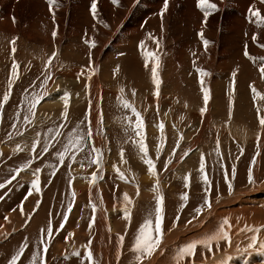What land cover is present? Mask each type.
I'll use <instances>...</instances> for the list:
<instances>
[{
    "label": "bare ground",
    "instance_id": "6f19581e",
    "mask_svg": "<svg viewBox=\"0 0 264 264\" xmlns=\"http://www.w3.org/2000/svg\"><path fill=\"white\" fill-rule=\"evenodd\" d=\"M43 1L46 2L47 0H43ZM78 1L79 2L77 3V5L79 6V4L82 3L81 2L82 0H78ZM89 1L90 0H88L85 3V5L89 4ZM173 1L176 4H181V6H182V7L179 6V8H181L182 13H180L178 15V18H177V15L174 16L175 18L174 17L171 18L169 16V13H168V10L170 8H172L173 5H175ZM195 1H197V0H195ZM223 1L224 0H218V3L220 4V6L223 5L222 4ZM18 2L22 3V0H20ZM26 2L28 4H30L32 7L30 9H29V7L25 8V9H27V13L32 15L33 17H35L37 19H36V23L34 24L33 28L30 27L32 30L28 29V34L26 36H25L26 32H24L23 35L25 38L30 39V38L35 37V39H45L44 42L46 45L50 46L51 43H58L60 46V43H62L63 40L66 41V39H67L68 42L70 43L71 40H78L74 37L79 36V35L84 36L86 31H84L81 27L86 25V20H88L91 23L92 27L97 28V29L95 31H93L91 29L93 32H91V31L88 32L87 39H89L90 36L93 35L95 37H92V38H95V40L90 39V41L94 42V44L99 43V42L101 44V48H100V50L97 51L96 55L98 53H100L101 51H105V50L107 51V49L110 52L116 51V53L119 51H125L126 52L124 64L122 63L123 66H122V69H120L118 71V75L119 74H121L122 76L127 75V76H125L126 80L128 78L133 79L134 82H127V84L131 83V86H133V87H136V88L139 87L137 79H143L144 80V78H145V80L146 79L150 80V78H151L150 73H151V67H152L153 62H150L148 55L145 54L144 56L148 57V66L146 67L145 66V57L140 58L138 56V53H139L138 50H139V48H141V42L142 41H143V47H144V48L143 47L142 48L144 49V51H145V46H146V49H149V51L155 52L154 54H156L160 50L159 48H157L159 44L156 43V44H158V45H156L155 42L152 41V39L155 37H160L161 39H166L165 46H168L166 44L169 43V48H171V52H172L171 55L169 56V58L167 59L168 60L167 63H165L166 59L164 58V57H166V55L164 54V51L166 50L165 48L162 49V51L159 55V64L161 66H164L163 68H165V71L162 70L163 68L161 70L158 69L159 70L158 74L160 72L162 73V77H160L159 80L163 81L162 86H164V87L166 86L167 95L165 94L166 92L164 93L162 91L163 87H160V89H161L160 93H157V92L156 93L163 95V99L160 100V98H157V96H159V95L151 96L148 94V96L144 98V99H146L144 101L145 103H142V104L140 103L142 106L140 104H137V107L132 106L136 110V112L140 113L142 120H143L144 129H143L142 134L144 136L145 145L147 147L148 155L149 154L151 155L153 153L152 156L155 159L158 155L157 147L159 146L161 148V146H162V149L164 150L163 155L160 157V159L156 163L157 167L155 168V173H156L155 176L149 174L148 169H147V165L144 163L143 158H142V153H140V152H139V154L137 153V157L135 156L136 160H134V162H135L134 168L136 167V170L130 169V171H129L126 167H124L125 163L127 162L126 158H124L123 161L121 160V156H120V158H118L119 157L118 153H117L118 147L117 146H116L117 148L115 147V145H114L115 142L121 138L124 140L123 143H125L129 140V138H132V135H128V134H126V135L120 134L121 136H119V134L115 135V133H114V127L115 126H114L113 122L116 121L117 116H118L117 120H120V118H123L126 120L128 117L127 116L125 117V115H124V117H122L123 109L120 106L122 98H120V96L116 92H114L115 88L120 90L119 87L117 85L113 84L114 83L113 81H112L113 83H111V81H108L109 83H104V84L99 82V80L97 78V76H98L97 73H98V70L100 68L98 66L100 59L99 58L91 59L90 55H89V53L91 52L90 49L86 50L85 54H84L85 49H83L81 47L78 48V51H82L81 53L85 55V58L84 57L83 58L86 61V67L85 66L82 67L80 65L79 69H76L77 66H71L70 64H64V66H63V64H62L63 62L62 61L60 62V68L62 67V69H58L54 73L52 72V74H53L52 78L49 80L46 87L44 86V88H43L41 95L46 96V97L37 105V107H36L37 115L35 117H33L32 119L30 118L31 120L29 123H26V126L24 125V122H23L24 126L22 125L23 127L21 128V130L24 128L26 131V134L28 133V135H30L29 137L34 138V140H36L35 142L38 141L39 143H41V141H42V143H43V141H45V139H46V133L45 132H47V129L50 127L53 128V127L61 124L62 122H60V121L65 119L62 116V113L64 111V102L62 100V97L67 92L69 94V104H68V109H67L68 115L66 118V122H67L66 127H65V128H67L66 131H73L75 129L77 132L78 129L80 130V128H78L77 126L79 125V123H80V125H82L81 123L83 120H85L88 128L90 126L92 129L93 135H92V138L90 139L91 142L87 145V146H89L87 148V151H85V152L80 151L79 155H77L78 157L75 159H73L72 156H70L68 158L69 160H71V162H70L71 165L69 168H68V164L65 163V160L63 161V164H61L60 160L57 161V159H59V158H57V156H55L56 153L55 154L53 153L54 154L53 157L55 156L53 163H56L55 166H56V170H57L56 175H55L54 179H52L53 180L52 184L50 183L51 189L48 188L46 190V192L42 195L43 196V200H42L43 204L45 203L46 199H50L49 197H52L53 200L55 199V201L57 200V211H59V208L62 209L64 206H66V204L68 205L69 201L71 202V204L76 202L75 203L76 208L74 209V211L72 213V218H70L71 220H69V223H68V228H71L73 225L74 226L76 225L75 227H77V228H71V229H74V231L71 232L73 234L71 236H75V237L76 236L78 237L79 231L83 233L86 229V228H84V224H83V222L79 216V214L82 215L81 212L83 210H80L77 206V205H79L80 202H82L83 199L89 201L88 200L89 196H88V194H86V192H88V193L92 192V196H95V199H99V201H100V203L97 201L98 202V206H97L98 208L96 209V213H95L96 234L91 240H89V241H91L90 245L89 244H82V242L80 241L81 242L80 243V245H81L80 246V256H78L80 259H78L79 261L77 260L78 257L71 259L69 264H88V261L84 259V252L86 250H91V252L93 254V258L97 261V264H117V260H116V262H114L115 261V253L110 252V249L112 248L111 247V239L112 238H111L110 234L115 232V227L122 221L117 219V216L115 215L116 206L112 205L113 203H111V201H110L112 199L111 198L108 199L107 194L102 192L103 186L105 184L104 180H107V178H109V177L105 176V174L111 175L109 173V171L111 170L112 171L111 173H113L115 175V177L118 176V178L122 182L123 186L118 187V185H117L118 188H116V187L113 188V186H111L112 184L111 185L107 184V191L106 192L112 193V195H115V194L118 195L120 192L119 190H123V192L122 191L121 192L122 193L125 192V194H127V190H129V189H127L125 187H129V186H132L131 188L133 190L136 187H137V191L140 189V192H139L140 195H141L142 190H145L144 187H146L147 189H149L147 191V192H149L148 194H151L152 190H153L152 187L154 186V184L157 183V181H158V184H160V186H162L161 184H163L165 187H167L165 185L167 182H163V180L166 181L165 179L169 178V177H167V175L169 174L168 172H170V171L163 172L165 175L161 174V176L159 175V172H158L161 169L159 166V162L167 161V159L165 160L164 158L167 157L169 159L170 156L175 155V157L171 161L169 167L171 166L173 168L176 166V164H178L177 165L178 166L177 169H179L178 171H180V169H181L180 172H184L182 169L186 170V169L191 168L193 166L195 167L196 166L195 163L200 166V158H201L202 154L204 155V159H205V172H207L208 175L211 177L212 181H214V183L211 182V184H212L211 187L213 188V190H212L213 194L211 197L212 200L210 199L212 211H209V212L205 213L204 215H201L200 218L197 219V221L193 220V221H195V222L192 221L194 223L193 225L188 224L190 226V228H188L189 226H187L189 231H192V230L194 231L195 229L197 231H195L193 234L190 235L191 232L189 233V231L186 229L187 233H189L188 236H186V233H185L186 231L185 232L182 231L185 233L184 239L182 237H180L181 235L179 236V234H178L179 231L178 232L176 231L177 233L174 232L173 234H175V233L178 234V237L182 238V240L179 239V241L174 242L175 244H172V246L168 247V245H166V244L168 243V241L172 242V239H171L172 237H174L175 238L174 240H176L177 236H171L169 238L165 237L164 240L162 239L160 247L156 250L155 253H153V255L145 258L143 260L142 264H176L174 257H175L177 250L180 246H182L188 242H191L193 240L202 238L208 234L213 233L214 231H216L218 229L219 223H221L224 218H228L229 222L231 224V230L229 232V235L231 237V244L229 245L227 242L221 241L219 246H217L215 243H213L211 252H209L203 246H198L194 256L186 257L184 260L180 261L179 264H221V262L226 257H231V259L228 260V264H264V256L258 254V248L248 249L247 251H245V249H247L248 244L250 243V238L254 233L248 232L247 230L241 231V229H244L245 226L260 228L261 231L257 234L258 235V242L264 241V192H260L259 194L255 193L257 190L261 189L262 186L264 187V184L260 187H258V185L257 186L254 185L251 188V185H249L250 184L249 179H247L248 174H249V169L251 168V164H252V153H251L252 148H251V146L249 147L247 145L251 140H253L254 141L253 144L255 146H257V143H258L262 147V155L258 159L259 164L258 163L255 164L254 168H253V170H254L253 178H258L259 182L261 180L264 181V177L262 179L261 176L257 175L258 169H260V171H261L260 174L263 173V171H264V127L262 128V132L258 134V131H259L258 122H259V120L255 117L250 119L251 128L249 126L245 125L248 122H246L245 124H243V122L238 123L239 120L237 123L235 122L234 127L235 128H241V129H238L237 131H235L236 129H234L233 126L231 127V129L234 130V133L236 134V136H238L237 141L241 142V145L238 144V147H236L232 143H230V146H229V148L231 150L230 159L228 158V156L226 157V159H227V161H228V159L230 161L231 160L235 161L233 163V165L235 167L234 169L237 171L235 173V177H233L231 175L233 178V194L232 195L230 194V198L225 199L224 195L229 193V187L226 186L224 183V179H225V174H223L224 171L220 170V169L223 170L224 168H222L218 164V162L216 161V159L214 157V155H216L215 154L216 148H215L214 144H213V146H211V143L208 144V142L211 140L208 141L207 137L205 136L207 134V125H208L207 124L208 121L206 118L209 119V116H208L209 114L205 113L206 118L201 119V117L195 113L191 114L190 116H182V115H178L177 113L175 116V114L173 113L174 107L177 106L176 100L178 102L176 94H173L176 91L174 84L177 83V80L181 79V76L178 73L176 66H179V67L182 66L180 64H182L185 55L188 58L190 57V59H194L196 61L199 58H202V56H203V55H200V52L201 51L204 52L203 49L205 47H204L198 33L203 32L204 38L205 37L208 38L207 39L209 41L208 47H209V50L212 49L211 51H212V53H214V56H220L221 58L226 57V59H222V61L227 60V57H228V58H231L230 61L231 60L232 61H234V60L238 61V64L242 65L243 68H244L245 64L246 65L250 64L247 60L248 58L246 59L245 55H244L245 45L248 46L249 51L253 52V54L250 53L251 55L255 54L254 56H256V55L260 54V55L264 56V51L260 47H258V49L260 48L261 51H258L256 46L253 47L254 43L251 39L252 35L255 33L258 35V38H259L258 40L260 41V39H261L263 41V39L260 38V36H262V35L260 34V36H259V33L256 32V30H258V32H259L260 28L263 26L261 25V27L260 26L258 27L256 18L251 16L249 13V9L251 7L254 10L259 9L261 14L264 15V4L260 3L259 0H234V1H232V4L234 6H236L240 12L238 13L237 16L235 14H231L232 16H231L230 22H228V24L230 25V31H229L230 34L229 33L219 34L220 32L218 33V31L220 29L218 30V25H221V24L216 23V26H215V25L210 24L209 21L205 23L204 14L197 7V2H196V6H195V4H194L195 2H192V0H184V4L180 3L178 0H168V8L166 11H164L163 16H161V10L164 6V0H156L155 3L153 4V6L149 9L151 16L147 20L141 21L142 23L140 22L141 24L137 25L136 29L134 27L132 28L131 26H130V28H132V29H130L128 27V31L126 33L125 30L122 32L123 27L126 25V21L125 20L123 21L117 15L119 12H121V10H124V8H126L127 11H125V12L123 11L125 14L121 12L122 16H123V14H124V16H130L133 12H135V11L137 12L138 11L137 5L139 3V0H130V2H129V0H127V3H121V2H118V3L115 2L114 3L112 0L111 2L108 1V3L104 4L103 9L99 6L100 9H102V10L96 11L95 17L93 16L92 11L87 12L86 8L88 9V7H85L84 11H86L87 13L82 12L81 14L76 15L78 19L76 22H73V21L71 22L72 26L69 27L68 22H67V25L63 23L64 24V26H63V24H62V26H63L62 30H64V31L60 35V33L58 32V30L56 28L57 25H59V20L57 19V21H56L54 18V12H56L54 10V8H52V10L50 11V6L46 5V3L41 4L39 0H29ZM75 2H77V0ZM122 2H123V0H122ZM19 5H21V4H19ZM224 6H225V8H226V6H229L227 1L224 3ZM53 7H54V5H53ZM230 7H231V5H230ZM96 9H98V8L96 7ZM139 9H141V8H139ZM56 10L58 12V11H60V8L57 6ZM68 11H69V15H70L71 14L70 7H69ZM170 13H171V11H170ZM98 14H100L99 18H101V14L104 17V24H102L100 26H99L100 22L97 21L98 17L96 18V16ZM173 14H176V13H173ZM211 16H212V13H211ZM82 17H86L87 19H85L83 21H79L80 18H82ZM116 17H118L120 20L117 19ZM4 18H5V16H3L2 19L0 20V24L2 26H7V29H9L10 26ZM208 18L209 17H207V19ZM91 19H94L96 21V24H97L96 27H95L94 22L91 21ZM168 20H169V22L167 24ZM79 22H81V23L77 27L76 25ZM143 23L145 24V26L143 28H141V30L140 29L137 30ZM170 23L172 24V27H169V28H171V31H168V36L164 37L163 32H162L163 28L159 29V27H163L160 24H163V25L167 24L169 26ZM87 26H89V25H87ZM151 28L154 29V30H150L151 33L155 34L153 36V38L148 37L146 33H145V35L143 33L144 36L142 35V37H144V38H141L140 40L138 37H137L138 40L136 38H134V36H136L135 32L140 31L142 33V31L144 29L148 30ZM54 30L57 32V35L55 38H53V36H52V32ZM86 30H90V29H86ZM33 33H36V35L34 37H32ZM190 33H194V35L191 36ZM125 37H128V38H125ZM129 37H131V38H129ZM220 37H225V38L220 39ZM135 40H137V41H135ZM80 41H81V44H83L82 46H84L85 45L84 39L83 40L80 39ZM211 41H214V43L213 44L210 43ZM262 41H260L259 43L261 44ZM107 42H108V44H107ZM111 42H113V43L109 46V44ZM138 44H140L139 45L140 47L138 46ZM217 44H218V46H217ZM67 47H68V45L66 46V48ZM217 48H218V50H217ZM93 49H94V47L92 48V51H93ZM143 49L141 50V52L143 51ZM168 51L170 52V50H168ZM7 52H8L7 53V56H8V54L10 53L9 47H7ZM113 52H111L110 54H114ZM195 52H197L199 54L198 59H196V57H194V58L191 57V55L197 54ZM0 53H1V51H0ZM17 53L18 52H16V54ZM123 54H124V52H123ZM75 55H78V54H75ZM75 55L72 56V58H71L72 61H74L73 59H75ZM84 55H82V56H84ZM78 57H79V59L81 58L79 55H78ZM241 57H243V58H241ZM208 58H210V57H207V59L205 58V60H209ZM121 60H119V62H122ZM201 60L204 61V65H206L205 60L204 59H201ZM216 60H218V59H216ZM240 60H242V62H240ZM226 62H224V63H226ZM208 63H209V61H208ZM224 63H223V65H224ZM229 63H226V66H225L226 68H228ZM79 64H83V61H79ZM119 64H121V63H119ZM217 64H218V62H217ZM219 65H220V62H219ZM235 67H236V65H235ZM214 68L216 69V66ZM128 72H130L131 74ZM168 72L169 73L171 72L173 74L171 76H169ZM220 72H221V70H220ZM108 78H110V77H108ZM123 78H124V76H123ZM171 78H174L173 81H175V80L176 81L173 82L171 80ZM135 80H137V81H135ZM207 82H208V80H207ZM209 82L210 83L207 86L212 87V86L216 85V84L212 83L210 80H209ZM262 82L264 83V81L260 80L261 84H262ZM246 83L247 82H245V84ZM167 84L169 85V87H167ZM70 85L77 86V87L71 88ZM147 85H146V88L149 87V86L147 87ZM155 88L157 89V87H155ZM182 88H183L182 84L179 83L176 89L180 91V90H182ZM180 93L181 92H179V94ZM198 94L199 93L197 92V95ZM223 94H221V95H223ZM180 96H182V94H180ZM118 97L120 99H118ZM189 98L190 97H188V98L186 97L187 100ZM226 99L227 98H225V100ZM229 99H230V97H229ZM196 101L199 102L200 100L197 99L196 96H193L192 101H191V105L193 106V104H197V103H195ZM223 102H225V101H223ZM214 103H216L218 105H220V103L222 104V97H218V95L212 96L211 105ZM134 104H136V103H134ZM164 104L168 105V106L165 107ZM245 104H246V102H245ZM183 106H184V104H183ZM126 111H128V110H126ZM182 111H183V109H182ZM185 111L187 112V109ZM224 113L227 114V111ZM241 113L243 114V112H241ZM241 113H240V115H241ZM246 113H247V111L245 112V114ZM86 114L88 115L87 120L85 118ZM126 114L131 117L129 112L128 113L126 112ZM183 114L186 115L185 113H183ZM214 115H215V112H214ZM98 116H100L103 119V120L101 119L102 125H103L102 128H100V124L98 125V122L100 121V120L98 121ZM211 116H213V115H211ZM242 116L243 115H241V117ZM134 118H135V115H134ZM195 119H197V125L194 123L195 124V126H194V124L193 125L191 124V120H195ZM89 120L91 122L90 125H89ZM243 120H244L243 118L240 119V121H243ZM226 121L223 122L222 124H220L219 126H217V124L215 126L212 124L211 128L212 129L217 128V129H219V131L221 133H223L222 131L226 130L225 126L223 125V124L226 125ZM66 122L64 120V123H66ZM244 122H245V120H244ZM131 123H132V126H134V123L132 122V120L128 125L130 126ZM161 123L164 126L163 127V133H161V130L158 127ZM41 124H42V126H40ZM48 126H50V127H48ZM56 128H58V126ZM227 128H229V127L227 126ZM84 129H87V128H84ZM217 129L214 132V134H216V135H217ZM118 130H121V129H118ZM131 130H130V132H131ZM227 130L229 131V129H227ZM82 131H83V129H82ZM249 131H252V132L250 133ZM80 132H81V130H80ZM81 133H84V132H81ZM224 133L226 134L225 131H224ZM231 133H233L232 130H231ZM23 134H25V133H23ZM21 136H22V134H21ZM101 136L103 137L102 142H101ZM162 136H163V139H161ZM22 137L18 138V142H20L21 140H25V138L22 139ZM25 137H28V136H25ZM181 137H182V139H181ZM221 137H224V136L221 135ZM258 137H259V139H258ZM233 138H237V137L233 136ZM224 139H225V137H224ZM16 140H15V143H16ZM87 141L89 142V139ZM27 142H28V140H27ZM219 142H220V140H219ZM222 142H224V140H222ZM10 143L11 142H9L8 144L6 143V145L4 144L5 146L0 145V153L3 154V157H4L2 159L4 160V159L8 158L9 154L16 155L14 152H17V153L20 152V153L14 157H10V160L3 164V165H5L3 170H2L3 167H0V183H2L5 179L4 178L2 180L3 177H1V175L4 172L8 171L6 168V167H8L7 164H9V165L13 164L14 168H16L15 165L18 163H21V161H26L27 159H29V160L32 159V161L33 160L34 161L32 163L33 167L31 169H26L24 172H22L19 175V177H18L19 180L16 181V184L13 183L8 188V191L10 192L9 196L11 194H12V196H10V198L8 200H4L2 202L3 207L6 210V212L11 211L9 213L10 216L8 217V220H7L8 226L11 227L10 220L16 219L17 220L16 228L18 229V227L20 228V226L21 227L25 226V229H21V228L18 229L20 231H18L15 235H11L10 237H8L6 239V241L4 242V244L0 245V252H3V254H4L2 256L3 258L2 257H1L2 259L0 258V264L9 263L11 257L15 254V252H17L19 250V248H20L19 243L21 244V242H22V244L27 243L29 248H27V255L23 256V258L21 259L22 261H20L19 264H30V260L33 256V254L37 253L36 250L38 249V245H37V242L39 241L38 233L42 230L41 227H43L42 224L44 223L43 218L41 217L43 215L42 213H44L43 212L44 209L42 211V207H44V206L42 205L39 208V210H40L38 212L39 215L36 213L37 215H34V217L31 220H29V223L26 225H23L20 223V222H22L21 218L23 217L22 216L23 214L21 215V208H19V206H21L23 202H24L23 206L29 205L30 203H32L34 206V202L39 199V196H38L39 194H37L35 190L31 189V181L36 178L34 175L35 169L37 167L39 168L41 166H38L37 161H35V159H37V158H33L36 150L34 152L32 149L28 148L26 151H16L15 149L17 146H13V145L11 146ZM213 143H215V142H213ZM84 144H83V146H85ZM209 145L211 147H209ZM31 146H32V144H31ZM225 146H226V144H225ZM20 147H22V146H20ZM173 147H175V149L177 148L176 152L183 151V153L176 155L175 154L176 152L174 153ZM93 148L100 150V163L103 165V162H106V164H107L105 166V170L103 169L104 166L101 167V164H99V168L97 167V165L94 164V167H91L92 169H90L88 174L85 175V174H78L77 173L76 175H74L75 184H74V182L73 183L71 182L72 183L71 185H74V188H73L72 186H70V183H69L70 179L65 178V180H63L61 177H64V176L70 177V172H72V171L78 172L81 170L83 171L84 169H89L90 165L83 163L82 160H84L85 162H88L89 161L88 158H90V156H93V158L95 159V153L92 152ZM134 148H136V147H134ZM125 149H127V147ZM162 149L159 152H163ZM238 149L239 150L241 149L242 154H241V156L238 155V157H237L235 155V152H237ZM127 152H128L129 157H130L131 149L130 150L127 149ZM179 153H181V152H179ZM185 153H187V155H185ZM50 155H52V154L50 153ZM37 156H39V155H37ZM50 159H52V158H50ZM226 159H225L224 163H227ZM44 160L46 162V159H44ZM116 160L119 161L118 164H113L112 161H116ZM180 161L182 163H180ZM48 162L46 164H48ZM184 162H185V164H184ZM40 163H42V162H40ZM21 164H19V165L21 166ZM58 165H62V167L59 166L60 167V169H59ZM116 166L117 167L120 166L119 173L117 172ZM186 166H187V168H186ZM5 168L7 171L5 170ZM140 169L142 171H140ZM67 170H69V171H67ZM126 170H128V171H126ZM190 170H192V169H190ZM193 170H192V172H193ZM97 172H98V175L96 176L95 183L91 184L90 181H91L92 175H93V173H97ZM130 172L132 173L131 175L129 174ZM140 172H142V173H140ZM189 172H191V171H189ZM228 172L230 174H232L233 171L230 169V170H228ZM40 173H39V176H40ZM121 174L124 176V179H121ZM193 174H195V172L192 173V175ZM196 174L193 176L190 175L193 179L190 177L189 181H188L190 184L189 187L191 188V192L192 193L195 192L197 194V196L192 199V203H191L192 206L196 203H199V201L205 199V194L204 193L200 194L201 191L199 190V189H201V187L204 183V181H202L203 183L201 182L202 173L199 170L198 171L199 175L196 176ZM263 175H264V173H263ZM46 176L48 177L49 175H45V176L43 175V177H45V178H46ZM131 177H133V179H134L133 183H132ZM71 178H73V177L71 176ZM196 178H198V179L200 178V180H199L200 184H198L196 182ZM99 180H100V182L98 183ZM67 183H69V186L66 190V184ZM45 184H47V183L45 182ZM93 185H94V187L92 188ZM133 185H135L136 187L133 188ZM41 186H43V185H41ZM203 187H204V185H203ZM110 188H112V191ZM248 188H250V189H248ZM159 189H160V187H159ZM83 190H86V191H84V194H83ZM29 191L32 192V194L30 196L28 195ZM161 191H163V190H161ZM165 192L169 193V190H166ZM172 192L175 193V191H172ZM172 192H170V195L172 194ZM73 193H75L74 198H73ZM98 193H100V194H98ZM35 195H37V196H35ZM153 195H154V193H153ZM218 195H223V197L222 198L219 197L220 198L219 199V198H217ZM25 196H27V199H25ZM108 196H110V195H108ZM133 196H135V195H133ZM166 196L168 197L169 194H167ZM173 196L177 197L179 200L180 196H178V195H173ZM130 197H131V195H130ZM169 197H171V196H169ZM200 198H201V200H200ZM134 199H135V197H134ZM134 199L131 200L130 204L124 200L122 207L124 206L125 209L130 210L131 208H133ZM141 199L143 201H146L147 197L146 198L143 197ZM176 200L177 199L173 198L172 204L176 203L177 202ZM90 201H91V198H90ZM46 202H47V200H46ZM203 202H202V205H204ZM87 204H85V206ZM93 204H95V203H93ZM221 204L230 205V209H228V210L227 209L221 210V208L219 209L218 207ZM171 206L172 205L169 206V209ZM145 207H147V206H145ZM164 207H165V205H164ZM134 208H133V210H135ZM199 208H200V206H199ZM152 209H154V208H151L150 210H152ZM169 209H166V212ZM188 209L189 208L187 207V209H185L183 211L184 215L189 213ZM0 210H1V205H0ZM5 210H4V213H5ZM17 210H19V212H17ZM24 210L25 209H23V211ZM53 210H54V208H53ZM103 210H106V212H105L106 213V217H105L106 220L104 218L105 213L103 212ZM120 210H122V209H120ZM14 211L16 213L13 214L12 212H14ZM117 211H118V209H117ZM117 211H116V213H117ZM145 211H146V209H145ZM48 212H47V214H48ZM52 212H54V211H52ZM63 212H64V210H63ZM130 214H131V212H130ZM119 215H122V214H119ZM88 218H89V215H88ZM55 220H53V221H55ZM73 220H74V222H72ZM152 220L154 222V217L152 218ZM26 221H27V219H26ZM123 221H124V219H123ZM106 222H108L109 227H111L110 228V234H108L106 231L107 230ZM182 222H184V221H182ZM129 226H130V224H129ZM169 227H170L169 223H165L164 235H166L165 234L166 230L171 229ZM58 228H59V226H58ZM12 229L13 228H4L3 229L4 233H2V234L0 233V238H2V237L4 238V236H6V234L9 231H12ZM135 229H136V227L130 228L129 233L127 234L128 236L125 239L126 240L125 247L128 250L127 253L124 252L123 249H121V248L120 249L122 251H117L119 248V245L117 247V250H116L117 252L125 253V254L120 256V258L118 260V264L120 262H122L123 260L127 261L130 258L134 257V253L129 251V250L132 249V246H133L134 241H135V237H136V230ZM172 230H174V229L172 228ZM182 232H180V234H182ZM86 233H88V232L86 231ZM39 234H41V233H39ZM65 234H66V232H65ZM118 234L120 235V233H118ZM87 235H90V234H87ZM170 235H172V233ZM123 237H124V235H123ZM56 242H58V241H56ZM64 242H65V240H64ZM76 245H78V244H76ZM87 245L90 248H88ZM164 245H166L167 247H163ZM121 247H123V244L121 245ZM217 247H218V249H217ZM76 248L77 247L75 245H73V247L70 249V253L72 254L73 252H77ZM124 250H125V248H124ZM12 252H13V255L11 256ZM62 253H63V250H61L59 252V254H62ZM36 257H38L37 254H36ZM137 263H138V261H135V264H137ZM37 264H39L38 261H37ZM52 264H59V262L56 261Z\"/></svg>",
    "mask_w": 264,
    "mask_h": 264
},
{
    "label": "rangeland",
    "instance_id": "374dc122",
    "mask_svg": "<svg viewBox=\"0 0 264 264\" xmlns=\"http://www.w3.org/2000/svg\"><path fill=\"white\" fill-rule=\"evenodd\" d=\"M18 1H20V0H0V20L2 19V17L3 16H5V20L8 22V24H9V26H10V30L9 29H7V26H2L1 24H0V51H1V53H0V100H2V97H3V94L8 90V82H9V78L10 77H12V64H13V62H15L17 65H18V68H17V72H18V79L16 78V77H12V79L14 80V83H13V85H12V92H11V96H10V99H9V101L5 104V107H4V109L2 110V111H0V145L2 146V145H6V143L8 144L9 142H11L10 143V145L12 146H17L18 144H19V146H22V147H20V149H22V151H26L28 148L29 149H32L31 147V144L33 145V143H36L35 141L36 140H34V138H32V137H29L30 135H28V133L26 134V131H25V129L23 128L22 130H21V128L25 125L26 126V122H25V120H24V117L25 116H29V120H31L33 117H35L36 115H37V113H36V108L33 110L34 111V113H35V115L34 116H30L29 115V112H28V108L30 107V105H29V101L31 100V98L33 97V96H41V93H42V91H43V88H44V86L46 87V85L48 84V82H49V80L52 78V76H53V74H52V72L54 73V72H56L58 69H62V67L60 68V62L62 61L63 63V66H64V64H70L71 66H77L76 67V69H79V67H80V65L82 66V67H86V61H85V51L86 50H88V49H90L91 50V52L89 53V55H90V58L91 59H97V58H99L100 60H99V70H98V73H97V78H98V80H99V82L100 83H102V84H104V83H109L108 81H111V83H113V84H115V85H117L118 87H119V89L120 90H118L117 88H115V90H114V92H116L119 96H120V98H122L121 100V107H122V109H123V115H122V117H124V115H125V117L127 116L128 118L125 120V119H123V118H120V120H117V118H118V116L116 117V121H114L113 123H114V133H115V135L116 134H119V136H121V135H126V134H128V135H132V138H129V140L127 141V142H125V143H123L124 142V140L123 139H118V141H116L115 142V147L118 149V151H117V153H118V158H120V153H121V151H123V153H124V158H126V163H125V165H124V167H126L129 171H130V169H134V170H136V167L134 168V166H135V162H134V160H136V157H137V153L139 154V149L137 148V146L133 143V141H135V140H138L139 139V137H137L136 136V134H135V131H134V126H132V123L130 124V126L128 125L130 122H131V120H132V122L135 124V119L136 118H134V114H133V112L130 110V108H125V107H123V103H128V104H130L131 106H134V107H137V104H142V103H145L144 101L146 100V99H144L145 97H147L148 96V94L149 95H151V96H157V95H159V96H157V98H160V100L161 99H163V95H161V94H157V93H160V91H161V89H160V87H163L162 88V91L167 95V91H166V86L164 87V86H162L163 85V81L162 80H160V84H159V88L158 89H156L155 87H156V85H154L153 84V82H152V76H151V78H150V80H145V78H144V80L143 79H137L138 80V85H139V87L138 88H136V87H133V86H131V83H128L127 84V82H134V80L133 79H130V78H128L127 80H126V78H125V76H127V75H123L124 76V78H123V76L121 75V74H119L118 75V71L120 70V69H122V63L124 64V60H125V56H126V52L125 51H119V52H117L116 53V51H111V52H113L114 54H110L111 52L107 49V51L105 50V51H101L100 53H98L97 55H96V53H97V51L98 50H100V48H101V44H100V42L99 43H96V44H94V42H91L90 41V39H94L95 40V38H92V37H95V36H90V38L89 39H87V34H88V32H93V31H95L97 28H93L92 27V25H91V23L88 21V20H86V25H84V26H80L84 31H86V33H85V35L84 36H82V35H79V36H76V37H74V38H76V39H78V40H71L70 41V43L68 42V40L66 39V41L65 40H63L62 41V43H60V46H59V44L58 43H51V45L49 46V45H46L45 44V42H44V40L45 39H35V35H36V33H33V35H32V37H34V38H30V39H27V38H25L24 37V32H26L25 33V36L28 34V29H30V30H32L31 28H33V26H34V24L36 23V19L37 18H35V17H33L32 15H30V14H28L27 13V9H25V8H28L29 7V9L30 8H32L31 7V5L30 4H28L26 1H29V0H22V3H19ZM40 1V3L42 4V3H46V5H49V3H48V0L46 1V2H44L43 0H39ZM58 2L56 3V4H54V7L52 6V8H54V10L56 11V12H54V18H55V20L57 21V19L59 20V25H57V30H58V32L60 33V35H61V33L64 31V30H62L63 29V26H64V24H66L67 25V22H68V25H69V27L70 26H72L71 25V22L73 21V22H76L77 21V16L76 15H78V14H81L82 12H90L91 11V6H92V2H93V0L91 1H89V4H86L85 5V3L88 1V0H82L81 2V4H79V6L77 5V3L79 2L78 0H77V2H75L76 0H57ZM65 1V2H64ZM69 1V2H68ZM108 1L109 2H111L112 0H96V7L98 8V9H96V11H101L102 9H103V7H104V4H106V3H108ZM155 1L156 0H139V3H138V5H137V9H138V11L136 12H133L130 16H124V12L125 11H127V9L126 8H124V10H121V12L122 13H124L123 14V16H122V13L121 12H119L118 13V17L120 18V19H122L123 21L125 20L126 21V25L123 27V29H122V32L125 30V32L127 33V31H128V27L130 28V26L133 28H135L136 29V27H137V25H139V24H141L142 22L141 21H145V20H147L150 16H151V14H150V11H149V9L153 6V4L155 3ZM180 3H182V4H184V0H178ZM216 3H215V2ZM227 1V3L229 4V6H226V8H225V6H224V3ZM232 1H234V0H224L223 1V5H221L220 6V4L218 3V0H210V2H212V3H215L216 4V6H217V8H218V11H213L212 12V16L211 15H209L208 17V19H207V21L206 22H210V24H212V25H215L216 26V23H220L221 25H218V33L219 34H224V33H229L230 34V25L228 24V22H230V19H231V14H235L236 16L238 15V13L240 12L239 10H238V8L236 7V6H234L233 4H232ZM118 2H121V3H127V0H123V2H122V0H116V3H118ZM129 2H130V0H129ZM142 2V3H141ZM174 2V1H173ZM192 2H195L194 4H195V6H196V2L197 1H195V0H192ZM18 3V4H17ZM68 3V4H67ZM218 3V4H217ZM19 4H21V5H19ZM174 4L175 5H173L172 6V8H170L169 10H168V13H169V16L171 17V18H173L175 15H177V18H178V15L180 14V13H182L181 12V8H179V6L180 7H182L181 6V4H176L175 2H174ZM30 5V6H29ZM56 5V6H55ZM73 5V6H72ZM108 5V4H107ZM230 5H231V7H230ZM22 6V7H21ZM50 6V5H49ZM59 7L60 8V11H58L57 12V10H56V7ZM67 6V7H66ZM84 6V7H83ZM102 8V9H100V7ZM224 6V7H223ZM69 7H70V10H71V14L69 15ZM85 7H88V9L86 8V11H84L85 10ZM222 9H221V8ZM68 10H67V9ZM74 8V9H73ZM139 8H141V9H139ZM78 11H77V10ZM199 10H200V8H199ZM235 10V11H234ZM26 11V12H25ZM124 11V12H123ZM170 11H171V13H170ZM75 12V13H74ZM86 12V13H87ZM140 12V13H139ZM142 12V13H141ZM235 12V13H234ZM237 12V13H236ZM59 13V14H58ZM173 13H176V14H173ZM218 13V14H217ZM148 16H147V15ZM173 14V15H172ZM228 14V15H227ZM28 15V16H27ZM73 15V16H72ZM120 15V16H119ZM144 15V16H143ZM230 15V16H229ZM2 16V17H1ZM70 16V17H69ZM143 16V17H142ZM262 16H264V15H262ZM98 17V18H97ZM100 17V14H98L97 16H96V18H97V21H99L100 22V24H99V26L100 25H102V24H104V17H103V15L101 14V18H99ZM118 17H116L117 19H119ZM129 17V18H128ZM83 18V19H82ZM82 18H80V20L79 21H83V20H85V19H87L86 17H82ZM175 18V17H174ZM119 19V20H120ZM62 20V21H61ZM91 21H93L94 22V24H95V27L97 26V24H96V21L94 20V19H91ZM131 21V22H130ZM31 22V23H30ZM89 22V23H88ZM103 22V23H102ZM141 22V23H140ZM168 22H169V20L167 21V24H168ZM64 23V24H63ZM80 23L81 22H79L76 26L78 27V25H80ZM98 23V22H97ZM145 23V22H144ZM142 24L137 30H141V28H143L144 26H145V24ZM62 24H63V26H62ZM167 24H160V25H162L163 27H159V29H162L163 28V36L165 37V36H168V31H171V28H169V27H172V24L170 23V25L168 26ZM65 25V26H66ZM87 25H89V26H87ZM91 25V26H90ZM60 26V27H59ZM263 27H261L260 28V30H259V32H258V30H256V32L257 33H259V36H260V34L264 37V25H262ZM31 27V28H30ZM89 27V28H88ZM7 30H6V29ZM132 28H130V29H132ZM216 28V27H215ZM263 28V29H262ZM5 29V30H4ZM25 29V30H24ZM86 29H90V30H86ZM93 31H92V30ZM60 30V31H59ZM145 30V29H144ZM142 31V33L139 31V32H135V35L136 36H134V38H136L137 39V37L139 38V40L141 39V38H144V37H142V35H143V33H144V35H145V33L147 34V36L148 37H151V38H153V36L155 35V34H153V33H151L150 32V30H154L153 28H151V29H148V30H145V31ZM227 31V32H226ZM222 32V33H221ZM173 33V32H172ZM2 34V35H1ZM10 35V36H9ZM141 35V36H140ZM143 35V36H144ZM190 35L191 36H193L194 35V33H190ZM140 36V37H139ZM171 36V35H170ZM262 36H260V38H262L263 39V41L260 39V41H262L261 42V44H263L264 43V38L262 37ZM82 37V38H81ZM86 37V38H85ZM15 38V44L13 45L11 42L13 41V39ZM125 38H128V37H125ZM129 38H131V37H129ZM206 39H208L207 37H205ZM225 37H220V39H224ZM80 39L81 40H83L84 39V46H82L83 44H81V41H80ZM160 37H155V38H153L152 39V41H154L155 42V44L156 43H158V44H156V45H158V47L157 48H159L160 50L155 54V55H157L158 57H159V55H160V53H161V51H162V49H166L165 51H164V54L166 55V57H164L165 59H166V61H165V63H167V59L169 58V56L171 55V48H169V43L168 44H166V45H168V46H165V43H166V39H161ZM138 40V39H137ZM137 40H135V41H137ZM158 40V41H157ZM259 40H258V42L257 43H259L260 42ZM153 42V43H154ZM161 44H160V43ZM113 42H111L110 44H109V46L112 44ZM200 43V42H199ZM210 43H214V41H211ZM257 43H254V45H253V47L254 46H256L257 47V49H258V46L256 45ZM81 44V45H80ZM91 44H94L95 46H94V49H93V51H92V48L93 47H90V45ZM107 44H108V42H107ZM260 44V43H259ZM68 45V47L66 48V46ZM140 44H138V46H139ZM15 47V49H16V51H15V53L13 54L12 53V47ZM217 46H218V44H217ZM7 47H9V49H10V53L8 54V56H7ZM79 47H81V48H83V49H85L84 50V54H82L81 52L82 51H78V48ZM85 47V48H84ZM140 47V46H139ZM96 48V49H95ZM144 48V47H143ZM142 47L141 48H139V53H138V56L141 58H143V57H145L144 55L146 54V55H148V57H149V60H150V62H153L152 61V54H154L155 52H151V51H149V49H146V46H145V51H144V49H143ZM143 49V51L141 52V50ZM263 51H264V48H261ZM261 49L259 48L258 49V51H261ZM65 50V51H64ZM147 50V51H146ZM168 50H170V52L168 51ZM204 50V52H200V55H203L202 56V58H199L198 59V57H199V54L197 53V52H195V53H197V54H194V55H191V57L192 58H194V57H196V59H198L197 61L196 60H194V59H190V57L188 58L186 55L184 56V59H183V62H182V64H180V65H182L181 67H179V66H176L177 67V71H178V73L180 74V76H181V79L180 80H177V83H175L174 84V86H175V92L173 93V94H176V97H177V99H178V102H177V100H176V103H177V106H175L174 107V109H173V113L175 114V116H176V113L178 114V115H182V116H190L191 114H197V115H199L200 117H201V119H203V118H206L205 117V113H208L209 115V119L208 118H206L207 119V134L205 135L206 137H207V140L209 141V140H211V141H209L208 142V144H210L211 143V146H213V144H214V146H215V148H216V151H215V154L216 155H214V157H215V159H216V161L218 162V164L222 167V168H224L223 170L222 169H220L221 171H224L223 172V174H225V179H224V183H225V185L226 186H228L229 187V183L231 184V192L229 191V193L228 194H226V195H224V198L225 199H228V198H230V194L232 195L233 194V178H232V176L233 177H235V174L233 175V172H232V174H230L229 172H228V170H232L233 171V169L235 168L234 167V165H233V163L235 162V161H230L229 159H230V152H231V150H230V148H229V146H230V143H232L234 146H236V147H238V144H240L241 145V142H239V141H237L238 140V136H236V134L234 133V130L233 129H231V127L233 126V128L234 129H236L235 131H237L238 129H241V128H235L234 127V124H235V122L237 123L238 122V120H239V122L238 123H242L243 122V124H245L246 122H248L247 124H245V125H247V126H249L250 128H251V125H250V119L251 118H257L258 119V114H257V109L259 108V110H260V115L261 116H264V99H262L261 97H264V83L262 82V84L260 83V80L261 81H264V78H262L261 77V75H260V73H259V63H254V62H252L251 60H249V59H247L246 57V59L248 60V62L250 63V64H245V66H244V68L242 67V65H240V64H238V61H236V60H234V61H230V59L231 58H228L227 57V60H225V61H222V59H226V57L225 58H221L220 56H214V53H212V49L211 50H209V47H207V50H205V48L203 49ZM217 50H218V48H217ZM167 51V52H166ZM16 52H18L17 54H16ZM53 52H55V53H57V55L54 57V58H52V60H51V63L49 64V58L50 57H52V54H53ZM77 52V53H76ZM110 52V53H109ZM123 52H124V54H123ZM209 52V53H208ZM220 52V51H219ZM116 53V54H115ZM208 53V54H207ZM249 53H252L253 54V52L252 51H249ZM16 54V55H15ZM75 54H78L80 57L82 56V55H84V56H82L80 59H79V57H78V55H75ZM168 54V55H167ZM257 54V53H256ZM75 55V59H73L74 61H72V56H74ZM251 55V54H250ZM255 55V54H254ZM254 55H252V56H254ZM168 56V57H167ZM206 56V57H205ZM84 57V58H83ZM110 57V58H109ZM207 57H210V58H208L209 60H205V58L207 59ZM256 57H264V56H262V55H260V54H258V55H256ZM2 58V59H1ZM109 58V59H108ZM241 58H243V57H241ZM240 58V59H241ZM122 59V60H121ZM201 59H204L205 60V62H206V65H204V61H202ZM216 59H218V60H216ZM119 60H121L122 62H119ZM79 61H83V64H79ZM119 63H121V64H119ZM208 61H209V63H208ZM213 61V62H212ZM227 61V62H226ZM217 62H218V64H217ZM219 62H220V65H219ZM222 62V63H221ZM224 62H226V63H229L228 64V68H226L225 66H226V63H224ZM240 62H242V60H240ZM215 63V64H214ZM223 63H224V65H223ZM79 64V65H78ZM46 65H48L47 67H46ZM231 65V66H230ZM235 65H236V67H235ZM216 66V69L214 68ZM221 66V67H220ZM164 66H161L160 64H159V70H161L162 68H163ZM167 67V66H166ZM248 67V68H247ZM218 68V69H217ZM233 68V69H232ZM197 69H202V70H204V71H206L209 75L208 76H206V77H204L203 78V80H204V87H206L207 89H209L210 90V99H209V101H208V104H207V106H205L204 105V102H203V93L201 92V84H200V76H199V74H198V72H197ZM125 70V69H124ZM158 70V71H159ZM163 71H165V68H163L162 69ZM220 70H221V72H220ZM228 70V71H227ZM236 72V77H235V90L233 91V88H232V85H233V77H232V73L234 72V71ZM256 70V71H255ZM246 74H245V73ZM128 73H130V72H128ZM131 74V73H130ZM151 74V73H150ZM168 74H169V76H171L173 73H169L168 72ZM244 74V75H243ZM251 74V75H250ZM47 76H50L51 78L50 79H47ZM108 77H110V78H108ZM160 77H162V73L160 72L159 74H158V78L160 79ZM240 77V78H239ZM243 77V78H242ZM246 78V79H245ZM251 78V79H250ZM260 78V79H259ZM107 80V81H106ZM137 80H135V81H137ZM142 80V81H141ZM171 80L173 81L174 80V78H171ZM207 80H208V82H207ZM209 80L212 82V83H214V84H216L215 86H212V87H210V86H207V85H209ZM255 80V81H254ZM259 80V81H258ZM113 81V82H112ZM147 81V82H146ZM176 81V80H175ZM175 81H173V82H175ZM254 81V82H253ZM172 82V83H173ZM245 82H247L246 84H245ZM148 85H147V84ZM162 83V84H161ZM179 83H181L182 84V90H177L176 88H177V86H178V84ZM244 83V84H243ZM143 84V85H142ZM165 84V83H164ZM146 85H147V87L149 88H146ZM245 85V86H244ZM250 85L252 86V87H254L256 90H257V92L260 94V95H258L257 97H256V99H255V101L253 100V95H252V90H251V87H250ZM71 86V88H75V87H77V86H73V85H70ZM145 86V87H144ZM248 86V87H247ZM167 87H169V85L167 84ZM243 87V88H242ZM79 88V87H78ZM104 88V87H103ZM261 88V89H260ZM121 89H123V91H121ZM156 89V90H155ZM141 90V91H140ZM158 90V91H157ZM218 91V92H217ZM262 91V92H261ZM149 92V93H148ZM157 92V93H156ZM179 92H181L180 94H182V96H180V94H179ZM197 92L199 93L198 95H197ZM146 93V94H145ZM154 93H156L155 95H154ZM221 95V94H223V95H219V94ZM124 95V96H123ZM218 95V97H222V104L220 103V105H218V104H216V103H214V104H212L211 105V102H212V96H217ZM123 96V97H122ZM193 96H196L197 97V99H199L200 101L199 102H195V103H197V104H193V106L191 105V101H192V98H193ZM46 96H43V99L45 98ZM186 97L188 98V97H190L188 100L186 99ZM229 97H230V99H229ZM129 98V99H128ZM225 98H227L226 100H225ZM43 99H41L40 100V102L43 100ZM125 99V100H124ZM137 99V100H136ZM127 100V101H126ZM228 100V101H227ZM232 100V104H231V118H229V110H230V105H229V102ZM190 101V102H189ZM223 101H225V102H223ZM39 102V103H40ZM227 102V103H226ZM245 102H246V104H245ZM38 103V104H39ZM134 103H136V104H134ZM184 104V106H183V104ZM199 103V104H198ZM243 103V104H242ZM251 103V104H250ZM253 103V104H252ZM37 104V105H38ZM140 104V105H141ZM225 104V105H224ZM239 104V105H238ZM246 106H245V105ZM214 105V106H213ZM142 106V105H141ZM164 106L165 107H167L168 105H165L164 104ZM198 106V107H197ZM251 106V107H250ZM37 107V106H36ZM190 107V108H189ZM207 108L206 109V111H205V113L202 115L201 114V108ZM216 107V108H215ZM220 107V108H219ZM215 108V109H214ZM240 108V109H239ZM182 109H183V111H182ZM187 109V112L189 113H187L185 110ZM195 111H194V110ZM249 111H248V110ZM126 110H128V111H126ZM156 110V109H155ZM208 110V111H207ZM220 110V111H219ZM225 110V111H224ZM243 110V111H242ZM128 113H130V115H131V117L130 116H128L127 114H126V112ZM210 111V112H209ZM227 111V114L226 113H224V112H226ZM240 111V112H239ZM247 111V113L245 114V112ZM47 112V111H46ZM182 112V113H181ZM214 112H215V115H214ZM222 112V113H221ZM241 112H243V114L241 113ZM251 112V113H250ZM27 113V114H26ZM183 113H185L186 115H184ZM240 113H241V115H243L242 117H241V115H240ZM213 115V116H211V115ZM55 116V115H54ZM226 116V117H225ZM239 116V117H238ZM250 116V117H249ZM100 116H98V125L100 124V128H102V118L100 117ZM211 117V118H210ZM31 118V119H30ZM229 118V119H228ZM241 118H243L244 120H245V122H244V120L243 121H240V119ZM249 120H247V119ZM58 119V118H57ZM102 119V120H101ZM65 120V122H66V119H64ZM64 120H62V121H60V122H62L61 124H59V125H57L58 126V128H56L57 126H55V127H50V126H48V127H50V128H48L47 129V132H45L46 133V139H45V141H43V143H42V141H41V143H38L37 144V148L35 149L36 150V152H35V155L37 156V155H39V156H35L34 155V157L33 158H37V159H35V161H37V164H38V166H41V167H39L40 169H41V173H40V176H39V187H40V190L41 191H39V192H36L37 194H39L38 196H39V199L37 200V201H35L34 202V206H33V204L32 203H30L29 205H25V206H23V204H24V202L22 203V206H23V209H25L24 211H23V217L21 218L22 219V222H20L21 224H23V225H26V219H27V224L29 223V220H31L33 217H34V215H37L38 214V212L40 211L39 210V208L43 205L44 207H42V211H43V209H44V213H42L43 215L41 216L42 218H43V224H42V226L43 227H41L43 230H45L44 231V233L42 234V232L40 231L39 233H41V234H39L38 233V237H39V241L37 242V245H38V249L36 250V252L37 253H35V254H37V256L38 257H36V259H37V261H38V263H39V259H40V257L43 255V252H42V245H41V243H40V241H41V239L42 238H46V229H47V226L49 225V222H51V225H52V227H53V229H54V232H53V237H52V240H51V242H50V244H49V249H48V252H47V255H46V264H52V263H54V262H59V264H69L70 263V260L71 259H74V258H77L78 256H74V255H72L71 253H70V249L73 247V245H75L77 248H76V251L77 252H79L80 253V243L82 242V244H88V242H89V240H91L94 236H95V234H96V227H95V213H96V211H95V213H93V210H92V207H91V204H93V203H95V205H96V209L98 208L97 206H98V202L100 203V201H99V199H95V196H92V192H86V194H88V196H89V198H88V200L89 201H87V200H82V202H80L79 203V205H77L78 206V208L80 209V210H83L82 212H81V214L82 215H80L79 214V216H80V218H81V220H82V222H83V224H84V228H86L85 229V231L82 233V232H80L79 231V235H78V237L76 236H69V234L68 233H71V232H73L74 231V229H71V228H77V227H75L74 225L71 227V228H68V223H69V220H71L70 218H72V213H73V211H74V209L76 208V205H75V203L76 202H74L73 204H72V208H71V211L70 212H68V218H67V221H64L63 220V214L65 213V212H67V209H68V205H69V203H71L70 201L68 202V205L66 204V206H64L62 209L61 208H59V211H57V200L55 201V199L53 200V198L52 197H49L50 199H46L47 200V202H46V200H45V203L43 204V194L46 192V190L49 188V189H51V184H52V182H53V180L52 179H54V177H55V175H56V166H55V164L56 163H53V160L55 159V156H57V158H59L58 157V155H57V153L58 152H61V151H63V149H64V145L65 144H67L68 143V139H69V133H72V135H73V138L75 137V134L76 133H79V135H81L82 137H84V139L81 141V148L83 149L82 151L83 152H85V151H87V148L89 147V146H87L91 141L89 140V142L87 141L88 140V138H87V131H88V126H87V124H86V122H85V120H83L82 121V125H80V123H79V125L77 126L78 128H80V130H81V132H84V133H81L80 132V130L78 129V131L76 132V130H75V132H73V131H66L67 130V128H65L66 127V124H67V122L66 123H64ZM227 120V121H226ZM259 120V119H258ZM196 121V122H195ZM226 121V125L229 127V128H227V126L225 125V124H223L224 126H225V128H226V130H223L222 132L224 133V131L226 132V134L224 133H221L220 131H219V129H217V135L216 134H214V132H215V130L216 129H212L211 128V126H212V124L215 126L216 124H217V126H219L220 124H222L223 122H225ZM23 122H24V125H23ZM45 122V121H44ZM29 123V122H28ZM118 123V124H117ZM196 124L197 125V119H195V120H191V124L193 125V124ZM84 124V125H83ZM195 124H194V126H195ZM12 125H15V127H13ZM23 125V126H22ZM231 125V126H230ZM241 125V124H240ZM40 126H42V124L40 125ZM80 126V127H79ZM132 126V127H131ZM258 129H259V131H258V134L259 133H261L262 132V128L263 127H261L260 126V124H259V122H258ZM55 128V129H54ZM84 128H87V129H84ZM121 129V130H118V129ZM54 129V130H53ZM57 129V130H56ZM65 129V130H64ZM82 129H83V131H82ZM132 129V130H131ZM227 129H229V131L227 130ZM49 130H51V131H49ZM125 130V131H124ZM130 130H131V132H130ZM231 130L233 131V133H231ZM57 131H59V133H60V136L58 137V138H56V139H53V137H55L56 136V133H57ZM120 131V132H119ZM250 133L252 132V131H249ZM21 133H22V136H21ZM23 133H25V134H23ZM230 133V134H229ZM83 134V135H82ZM121 134V135H120ZM143 135V134H142ZM221 135L222 136H224L225 137V139H224V137H221ZM11 136V137H10ZM22 137V139L23 138H25V140H21L20 142H18V138H20V137ZM25 136H28V137H25ZM63 138H62V137ZM214 136V137H213ZM219 136V137H218ZM232 136V137H231ZM233 136H235V137H237V138H233ZM262 136V135H261ZM134 137V138H133ZM213 137V138H212ZM31 138V139H30ZM103 137L101 136V142L103 141V139H102ZM233 138V139H232ZM17 139V140H16ZM33 139V140H32ZM154 139V138H153ZM156 139V138H155ZM15 140H16V143H15ZM27 140H28V142H27ZM214 140V141H213ZM216 140V141H215ZM220 140V142H219V152H220V155H217V141H219ZM222 140H224V142H222ZM236 140V141H235ZM24 141V142H23ZM27 143H26V142ZM60 141V142H59ZM23 142V143H22ZM31 142V143H30ZM213 142H215V143H213ZM227 142V143H226ZM257 142V141H256ZM85 143V144H84ZM124 145H123V144ZM250 143V144H249ZM248 143V145L247 146H251V148H252V151H251V153H252V164H251V170H252V177H253V173H254V170H253V168H254V165L255 164H259V161H258V159L261 157V155H262V147L260 146V144H258L257 143V146H255L253 143H254V141L253 140H251L250 142ZM21 144V145H20ZM44 144V145H43ZM45 144H48L49 145V150H48V152H44L43 151V148H44V146H45ZM83 144L86 146H83ZM127 144V145H126ZM225 144H226V146H225ZM237 144V145H236ZM4 145V146H5ZM61 147H59V146ZM123 145V146H122ZM224 145V146H223ZM58 146V147H57ZM129 146V147H128ZM210 145H209V147H211ZM260 146V147H259ZM127 147V149H131V155H130V157H129V155H128V152H127V149H125ZM134 147H136V148H134ZM225 147V148H224ZM254 147V148H253ZM134 148V149H133ZM161 149H162V146H161ZM33 150V149H32ZM31 150V151H32ZM38 150V151H37ZM52 150V151H51ZM116 150V149H115ZM163 150V149H162ZM173 150H174V153L177 151V148L175 149V147H173ZM51 151V152H50ZM137 151V152H136ZM103 152V151H102ZM135 152V153H134ZM179 152H181V153H179ZM179 152H176L175 154L177 155V154H182L183 153V151H179ZM16 155L17 154H19L20 152H14ZM50 153L52 154V155H50ZM56 153V155L53 157V155ZM79 153H80V151H76V150H72V151H70L69 153H67L66 155H65V158H64V160H65V163L66 164H68V168L70 167V165H71V160H69L68 158L70 157V156H72V158L73 157H75V158H77L78 156L77 155H79ZM104 153V152H103ZM116 153V152H115ZM163 153H164V150H163V152H158V155H157V157L154 159V157L152 156L153 155V153L150 155H148V158L149 159H152L153 160V162H154V164H155V168L157 167V162H158V160L160 159V157L163 155ZM241 154H242V151H241V149L239 150L238 149V151L237 152H235V155L238 157V155H240L241 156ZM245 154V153H244ZM16 155H11V154H9V156H8V158H6V159H2V158H4L3 157V154H1L0 153V167H3L2 168V170L4 169V166L5 165H3L5 162H8L9 160H10V157H14V156H16ZM49 155V156H48ZM52 156V157H51ZM136 156V157H135ZM217 156V157H216ZM228 156V161H227V159H226V157ZM44 157V158H43ZM47 157V158H46ZM52 158V159H50V158ZM67 157V158H66ZM153 157V158H152ZM174 157H175V155H172V156H170L169 157V159L166 157V158H164L165 160L167 159V161H163V162H159V166H160V171H158L159 172V175L161 176V174H164L163 172H168V171H170V172H168L169 174L167 175V177H169V178H167V179H165L166 181H164L163 180V182H167L165 185L167 186V187H165L163 184H161L162 186H160V184H158V192H159V194L160 195H164L163 196V204H162V212H163V235H164V230H165V223H169V228H171V229H169V230H166L165 231V234L166 235H164L163 236V240H164V238L166 237V238H169V237H171V236H177L176 237V240H174L175 238L174 237H172L171 239H172V242L171 241H168V243L166 244V245H168V247L169 246H172V244H175L174 242H178L179 241V239H181L182 240V238L184 239V237H185V233H186V236H188L189 235V233H190V235L191 234H193L195 231H197L196 229L193 231H189L188 230V228H190V226L189 225H193L194 223L193 222H195V221H197V219L198 218H200V216L201 215H204L205 213H207V212H209V211H212V207H208V206H206V205H202V202L204 201V200H201V198H200V200L202 201H199V203H196V204H194L193 206H192V199L194 198V197H196L197 196V194L195 193V192H191V188L189 187L190 186V184H189V182H188V184H189V186L188 187H185V180L183 179L185 176H187L188 175V177L190 178L191 176L190 175H192V173H194L195 172V174H196V176H198L199 174H198V169H200V166L198 165V164H196L195 163V167L193 166V167H191V168H188V169H182L184 172H180L181 171V169H180V171H178L179 169H177V165L178 164H176V166L175 167H169V165H170V163H171V161L174 159ZM226 159V162L227 163H224L225 162V159ZM41 159V160H40ZM44 159H46V162H45V160ZM48 159V160H47ZM94 158H93V156H90V158H88V162H85L84 160H82V162L83 163H86L87 165H90V168L89 169H84L83 171L81 170V171H72V172H70V177H68V176H64V177H61L63 180H65V178H67V179H70V181L73 183L74 182V175H76L77 173L78 174H88L89 173V171H90V169H92L91 167H94V164L93 163H91V161L93 160ZM29 159H27L26 161H28ZM30 160H32V159H30ZM44 160V161H43ZM59 159H57V161H58ZM120 160V159H119ZM222 162H221V161ZM26 161H21V163L23 164V163H25ZM34 161V160H33ZM49 161V162H48ZM125 161V160H124ZM140 161V160H139ZM170 161V162H169ZM184 161V160H183ZM254 161V162H253ZM40 162H42V163H40ZM48 162V164H46ZM118 162L119 161H112V163L113 164H118ZM21 163H18V164H16L15 165V167L16 168H18V167H20V165L19 164H21ZM41 165H40V164ZM82 163V164H83ZM180 163H182L181 161H180ZM21 164V165H22ZM61 164H63V162H61ZM101 164V163H100ZM184 164H185V162H184ZM188 164V163H187ZM230 164V165H229ZM8 165V167H6L7 168V170H6V168H5V170L7 171V172H4L2 175H1V177H3L2 178V180L4 179V181L3 182H5L7 179H9L10 178V176L11 175H14L15 174V172H14V170L16 169V168H14V165L12 164V165H9V164H7ZM107 164H106V162H103V165L101 164V167L102 166H104L103 167V169L105 170V166H106ZM18 166V167H17ZM59 166H61L62 167V165H58V167ZM188 166V165H187ZM187 166H186V168H187ZM33 167V165L31 164V167H29V168H27V169H31ZM117 167V166H116ZM38 168V167H37ZM55 168V169H54ZM119 168H120V166H118L116 169H118L119 170ZM172 168V169H171ZM198 168V169H197ZM59 169H60V167H59ZM58 169V170H59ZM167 169V170H166ZM190 169H194L193 170V172H192V170H190ZM197 169V170H196ZM26 170V169H25ZM24 170V171H25ZM64 170V169H63ZM128 170H126V171H128ZM155 170V169H154ZM176 170V171H175ZM24 171H22V172H24ZM53 171H55V175H51V173L53 172ZM67 171H69V170H67ZM140 171H142L141 169H140ZM189 171H191V172H189ZM236 171L237 170H235V173H236ZM21 172V173H22ZM112 171L110 170L109 171V173L111 174V175H106L105 174V176H107V177H109V178H107V180H104V182H105V184H104V186H103V190H102V192L103 193H105V194H107V198L109 199V198H111L112 200H110L111 201V203H113L112 205L113 206H116V211H117V209H118V211H117V213H116V211H115V215L117 216V219H119L120 221H122V222H120L116 227H115V232L114 233H111L110 234V228L111 227H109V223L108 222H106V228H107V233L108 234H110V236H111V249H110V252H114L115 253V261L114 262H116V260H117V264H118V260H119V258H120V256L121 255H123V254H125V253H123V252H117V251H122L121 249H123V251L124 252H126L127 253V249H126V247H125V242H126V238H127V234L129 233V230H130V228H135L136 227V234H137V231H138V229L140 228V226L145 222V220L146 219H152L153 217L155 218V211H154V209H155V204H156V197H157V191L155 190L154 191V189L156 188V186H157V183L156 184H154V186L152 187V193L151 194H148L149 192H147L149 189H147L146 187H144V189L145 190H142V192H141V195H140V189L137 191V187L135 186V185H133V188H135L134 190L131 188L132 186H129V187H125V188H127V189H129V190H127V195H128V197H130V195H131V197H130V200H132V199H134V197H135V199H134V201H133V208L136 210H133V208H131L130 210H128L129 211V213L131 212V214H130V218L129 219H125L124 217H125V211H124V206L122 207V204L124 203V195H125V192L124 193H122L123 192V190H119L120 192H119V194L117 195V194H115V195H112V193H108V192H106L107 191V184H112L111 186H113V188L114 187H116V188H118V187H121V186H123L122 185V182L120 181V179L118 178V176L117 177H115V175L113 174V173H111ZM118 172V171H117ZM260 169H258V172H257V175L258 176H261V178L263 179V177H264V175H263V173H264V171H263V173H261L260 174ZM20 173V174H21ZM140 173H142V172H140ZM178 173V174H177ZM189 173V174H188ZM207 173V172H206ZM19 174V175H20ZM45 176V175H49L48 177L46 176V178L45 177H43V175ZM127 174V173H126ZM130 175L132 174L131 172L129 173ZM195 174H193V175H195ZM19 175L17 176V179L16 180H14V181H12V183L11 184H9V185H7L5 188H3V189H0V197H3V199H0V205H1V210H0V233L2 234V233H4V231H3V229L4 228H13L12 229V231H9L7 234H6V236H4V238L2 237V238H0V245L1 244H4V242L6 241V239L8 238V237H10L11 235H15L18 231H20V230H18V229H25V226H20V228L18 227V229L16 228V223H17V220L16 219H12V220H10V223H11V227H9L8 226V217L10 216L9 215V213L11 212V211H7L6 212V210L4 209V207H3V204H2V202L4 201V200H8L9 198H10V196H12V194L9 196V191H8V188L10 187V185H12L13 183L14 184H16V181L17 180H19L18 179V177H19ZM165 175V174H164ZM184 175V176H183ZM192 175V176H193ZM232 175V176H231ZM71 176L73 177V178H71ZM206 176H207V180H208V182L210 183H207V184H205V183H203L202 181H204L203 179L201 180V182L203 183V185H204V187H203V185H202V187H201V189H199L201 192H200V194H202V193H204L205 194V198H207L210 202H211V197H212V194H213V188L211 187V182L212 183H214V181H212V179H211V177L208 175V173L206 174ZM226 176H227V183H226ZM43 179H42V178ZM157 177V176H156ZM201 177H202V175H201ZM248 177H249V174H248ZM35 178V177H34ZM105 178V177H104ZM113 178V179H112ZM161 178V177H160ZM159 178V179H160ZM192 178V177H191ZM43 181H42V180ZM112 179V180H111ZM131 179H132V183H133V177H131ZM169 179V180H168ZM193 179V178H192ZM248 179V178H247ZM246 179V180H247ZM117 180V181H116ZM199 180H200V178L198 179V178H196V182L198 183V184H200L199 183ZM116 181V182H115ZM2 182V183H3ZM45 182L47 183V184H45ZM100 182V180L98 181V183ZM112 182V183H111ZM51 183V184H50ZM71 183V184H72ZM70 184V186H72L73 188H74V185H71ZM74 184H75V182H74ZM114 184V185H113ZM264 184V181H258V178H253V182L252 183H250L249 185H251V188L254 186V185H258V187H260V186H262ZM27 185V184H26ZM41 185H43V186H41ZM49 185V186H48ZM117 185H118V187H117ZM28 186V185H27ZM26 186V187H27ZM68 186H69V183H67L66 184V190H67V188H68ZM210 186V187H209ZM94 187V185L92 186V188ZM159 187H160V189L161 190H163V191H161L160 189H159ZM96 188V187H95ZM165 190H164V189ZM111 189V191H112V188H110ZM147 189V190H146ZM173 189V190H172ZM185 189V190H184ZM248 189H250V188H248ZM259 189V188H258ZM136 190V191H135ZM166 190H169V193H167V192H165ZM84 191H86V190H83V194H84ZM122 191V192H121ZM144 191V192H143ZM172 191H175V193H173ZM137 192L139 193V194H137ZM170 192H172V194L170 195ZM260 192H264V187L262 186V188L261 189H259V190H257L255 193L256 194H259ZM131 193V194H130ZM153 193H154V195H153ZM179 193V194H178ZM187 194L188 195V199H187V201H183V200H181V196L183 195V194ZM198 193V192H197ZM98 194H100V193H98ZM102 194V193H101ZM143 194V195H142ZM146 194V195H145ZM156 194V195H155ZM167 194H169V196H171V197H167L166 195ZM103 195V194H102ZM108 195H110V196H108ZM133 195H135V196H133ZM138 195V196H137ZM173 195H178V196H180L179 197V200H178V198L177 197H175V196H173ZM9 196V197H8ZM35 196H37V195H35ZM93 198H92V197ZM155 196V197H154ZM173 196V197H172ZM8 197V198H7ZM26 197V196H25ZM143 197H147V199H146V201H143L141 198H143ZM168 199H167V198ZM199 197V196H198ZM219 197H223V195H218L217 196V198H219ZM52 198V199H51ZM90 198H91V201H90ZM172 198V199H171ZM173 198L174 199H177L176 201V203H173L172 204V200H173ZM94 199V200H93ZM211 199V200H210ZM220 199V198H219ZM51 200V201H50ZM148 200V201H147ZM171 200V201H170ZM39 201V206H37V202ZM55 203H54V202ZM98 201V202H97ZM114 201V202H113ZM170 201V202H169ZM191 201V202H190ZM91 202V203H90ZM189 202V203H188ZM201 202V203H200ZM36 203V204H35ZM82 203V204H81ZM88 203V204H87ZM115 203V204H114ZM188 203V204H187ZM32 204V205H31ZM85 204H87L86 206H85ZM203 204H204V202H203ZM31 205V206H30ZM53 205V206H52ZM90 207H89V206ZM135 205V206H134ZM141 205V206H140ZM147 206V207H145V206ZM164 205H165V207H164ZM170 205H172L171 207H170V209H169V206ZM183 205V207H181ZM196 205V206H195ZM223 205V206H222ZM30 206V207H29ZM50 206V207H49ZM52 206V207H51ZM119 206V207H118ZM122 208H121V207ZM200 206V208H202V212H201V214L199 215V216H197L196 215V212H195V209L196 208H198ZM227 206V207H226ZM3 207V208H2ZM145 207V208H144ZM154 208V209H152V210H150L151 208ZM187 207L189 208L188 209V212L190 213H187V214H185L184 215V213H183V211L185 210V209H187ZM194 207V208H193ZM225 207V208H224ZM19 208H21L20 206H19ZM27 208V209H26ZM52 208V209H51ZM53 208H54V210H53ZM86 208V209H85ZM122 209V210H120V209ZM140 208V209H139ZM219 209L221 208V210H228V209H230V205H228V204H221L219 207H218ZM217 208V209H218ZM224 208V209H223ZM46 209V210H45ZM89 209V210H88ZM145 209H146V211H145ZM166 209H169L167 212H166ZM192 209V210H191ZM4 210H5V213H4ZM63 210H64V212H63ZM41 211V212H42ZM49 211V212H48ZM52 211H54V212H52ZM91 211V212H90ZM145 211V212H144ZM148 211V212H147ZM17 212H19V210H17ZM47 212H48V214H47ZM103 212L105 213L106 212V210H103ZM148 214H147V213ZM7 213V214H6ZM13 214L14 213H16L15 211L14 212H12ZM37 213V214H36ZM50 213V214H49ZM63 213V214H62ZM29 214H31V219H29ZM45 214V215H44ZM57 216H56V215ZM59 214V215H58ZM119 214H122V215H119ZM193 216H192V215ZM39 215V214H38ZM47 215V216H46ZM88 215H89V218H88ZM46 216V217H45ZM49 216V217H48ZM123 216V217H122ZM188 218H187V217ZM5 217H7V220L5 219ZM39 217V216H38ZM106 217V213H105V215H104V218ZM148 217V218H147ZM177 217H179V219H177ZM192 217V218H191ZM194 217H195V219H194ZM93 218H94V223L92 224V227H91V229L89 228V223L93 220ZM173 218V219H172ZM24 219V220H23ZM56 219V220H55ZM123 219H124V221H123ZM171 219V220H170ZM53 220H55V221H53ZM105 220H106V218H105ZM193 220H195V221H193ZM46 221V222H45ZM129 221V222H128ZM132 221V222H131ZM170 221V222H169ZM182 221H184V222H182ZM188 221H193L192 223H188ZM24 222V223H23ZM72 222H74V220L72 221ZM15 223V224H14ZM61 223H63V227L61 228ZM175 223V227H173V224ZM20 224V225H21ZM129 224H130V226H129ZM171 224V225H170ZM189 224V225H188ZM181 225V226H180ZM183 225V226H182ZM219 225H220V223H219ZM56 226V227H55ZM58 226H59V228H58ZM66 226V227H65ZM168 226V225H167ZM187 226H189L188 228H187ZM185 229H184V228ZM16 228V229H15ZM122 228V229H121ZM168 228V227H167ZM172 228L174 229V230H172ZM183 228V229H182ZM70 229V230H69ZM126 229V230H125ZM189 231V233H187V230ZM72 230V231H71ZM70 231V232H69ZM86 231L88 232V233H86ZM172 231V232H171ZM178 232V234H179V236L180 237H182V238H179L178 237V234H176L177 232ZM182 231H186L185 233L184 232H182ZM11 232V233H10ZM65 232H66V234H65ZM122 232V233H121ZM167 232V233H166ZM174 232H176L175 234H173ZM180 232H182V234L184 235H182V234H180ZM118 233H120V235L121 236H123L124 235V240H123V242H122V244H123V247H121V242H120V240H119V237H120V235L118 234ZM172 233V235H170V234ZM87 234H90V235H87ZM65 235V236H64ZM168 235V236H167ZM67 237V241H66V238ZM89 238V239H88ZM58 239V240H57ZM64 240H65V242H64ZM83 240V241H82ZM3 241V242H2ZM56 241H58V242H56ZM63 241V242H62ZM81 241V242H80ZM88 241V242H87ZM45 242H47V240L45 239ZM85 242V243H84ZM87 242V243H86ZM62 244V245H61ZM76 244H78V245H76ZM171 244V245H170ZM22 245V242H21V244L19 243V246H21ZM118 245H119V248H118V250H117V247H118ZM166 245H164L163 247H167ZM62 246V247H61ZM88 246V245H87ZM29 248V247H28ZM88 248H90L89 246H88ZM121 248V249H120ZM124 248H125V250H124ZM217 249H218V247H217ZM61 250H63V253L62 254H59V252L61 251ZM117 250V251H116ZM39 251V252H38ZM129 251H131V252H133L132 251V249H130ZM16 253V252H15ZM49 253V254H48ZM118 254H119V258H118ZM4 254H3V252H0V258L3 256ZM13 255V252H12V254H11V256ZM25 255H27V249H25V254L23 255V256H25ZM23 256L21 257V259L23 258ZM67 257V258H66ZM3 258V257H2ZM1 258V259H2ZM78 259H80L79 257L77 258V260ZM94 259V258H93ZM20 261H22V260H20ZM79 261V260H78ZM94 261H95V264H97V261L94 259ZM135 261H136V259H135V254H134V257L133 258H130L129 260H127V261H125V260H123L122 262H120L119 264H135ZM20 263V262H19ZM7 264H9V263H7ZM137 264H140V262H138Z\"/></svg>",
    "mask_w": 264,
    "mask_h": 264
},
{
    "label": "snow or ice",
    "instance_id": "6c2138e0",
    "mask_svg": "<svg viewBox=\"0 0 264 264\" xmlns=\"http://www.w3.org/2000/svg\"><path fill=\"white\" fill-rule=\"evenodd\" d=\"M113 2L115 3L116 0H113ZM260 3L264 4V0H259ZM48 3L50 5V11L52 10V6L54 4L57 3V0H48ZM197 7L200 8V10L203 12L204 17H205V23L207 20V17L209 15H211V13L213 11H218V8L216 6L215 3L210 2V0H197ZM168 8V0H164V6L161 10V16H163L164 11H166ZM91 11L93 16L95 17V12H96V0H93L92 2V6H91ZM249 13L251 16L256 18L257 21V26H261L264 25V16H262L261 12L259 9H253L250 7L249 9ZM57 35V32L54 30L52 32V36L53 38H55ZM198 35L201 38V41L205 47V50H207V47L209 45V41L207 39L204 38L203 32L198 33ZM247 35V34H246ZM253 43H257L258 42V35L257 34H253L251 37ZM13 45L15 44V38L13 39V41L11 42ZM94 44H91L90 47H94ZM257 46L260 48H264V44H259L257 43ZM141 47H143V41L141 42ZM16 51L15 47H12V53L14 54ZM57 55V53L53 52L52 57L49 58V64L51 63L52 58H54ZM244 55L246 58H248L249 60H251L254 63H259V73L261 75L262 78H264V57H256V56H252L249 53L248 50V46L245 45V51H244ZM152 67H151V76H152V82L154 85H156L157 89L159 88V84H160V80L158 78V67H159V57L155 54H152ZM48 65H46L47 67ZM145 66H148V57L145 56ZM17 68L18 65L13 62L12 64V77H16L17 79L18 77V72H17ZM197 72L200 76V84H201V92L203 93V102L204 105L207 106L208 101L210 99V90L207 89L206 87H204V80L203 78L208 76L209 74L202 70V69H197ZM236 72L234 71L232 73V77H233V91L235 90V77H236ZM12 77L9 78V82H8V90L3 94L2 100H0V111H2L5 107V104L9 101L10 96H11V92H12V85L14 83V80L12 79ZM50 76H47V79H50ZM252 95H253V100L255 101L256 97L258 95H260L257 90L252 87ZM121 91H123V89H121ZM156 93H154L155 95ZM262 99H264V97H261ZM43 99V95L41 96H33L31 98V100L28 102L30 107L28 108V112L30 116H34V109L36 108L37 104L40 102V100ZM118 99H120L118 97ZM62 100L64 102V111L62 113V116L66 119L67 115H68V104H69V94L66 92L64 94V96L62 97ZM231 104L232 101L229 102L230 105V110H229V118H231ZM123 107L125 108H130L131 111L133 112V114L135 115V124H134V131L137 137H139L138 140L133 141V143L138 147L140 153H142V158L144 163L147 165V169L150 175L155 176V164L153 162L152 159L148 158V151H147V147L145 145V140H144V136L142 135L143 133V129H144V124H143V120L142 117L140 115L139 112H136V110L128 103H123ZM206 111V107L205 108H201V114L203 115ZM257 114H258V119H259V124L261 127H264V116L260 115V110L259 108L257 109ZM86 120L88 119V115L86 114ZM24 120L26 123L30 122L29 120V116H25ZM91 124L90 120H89V125ZM13 127H15V125H12ZM161 130V133H163V124L161 123L158 126ZM51 131V130H49ZM102 131V130H101ZM73 132H75V129L73 130ZM22 134V133H21ZM87 138L90 140L92 138V129L89 126L88 131H87ZM60 136L59 131H57L56 136L53 137V139H56ZM84 139V137H82L81 135H79V133H76L75 137L73 138L72 133H69V139H68V143L64 145V149L61 152H58L57 155L59 157L60 162L64 161L65 155L67 153H69L72 150H76V151H82L83 149L81 148V141ZM161 139H163V136L161 137ZM182 139V137H181ZM259 139V137H258ZM39 142L37 141L36 143H33L32 145V149L35 152V149L37 148V144ZM16 151H22V149H20V146L17 145ZM49 150V145L45 144L43 151L46 153ZM161 151V148L158 146L157 147V152ZM92 152L95 153V159H93L91 161V163L97 165V167L99 168V164H100V150L93 148ZM185 155H187V153H185ZM217 155H220L219 152V141H217ZM121 156V160L123 161L124 159V153L123 151H121L120 153ZM73 159H75V157H73ZM170 162V161H169ZM254 162V161H253ZM33 163L32 160H28L25 163H23L20 167L16 168L14 170L15 174L11 175L9 179H7L5 182L0 183V189L5 188L7 185L11 184L12 181L17 179V176L24 171L25 169L29 168L31 166V164ZM200 172L202 173V179L204 180V183L207 184L208 180H207V176H206V172H205V159H204V155H201L200 158ZM41 169L40 168H36L34 175H35V179H33L31 181V189L35 190L36 192L40 191V187H39V173H40ZM118 173L119 170L117 169ZM235 174V169H233V175ZM51 175H55V171H53L51 173ZM98 175L97 173H93L92 178L90 183L94 184L95 183V179L96 176ZM121 179H124V176L121 174ZM249 182L252 183L253 182V177H252V170L251 168L249 169ZM185 180V187H188V181H189V177L185 176L184 177ZM226 182H227V176H226ZM69 183L71 184V181H69ZM157 191V197H156V204H155V218H154V222L152 219H146L145 222L140 226V228L137 231L136 237H135V241L134 244L132 246V251L135 254V259L136 261L140 262V264H142L143 260L147 257H150L151 255H153V253L156 252V250L160 247L162 239H163V212H162V204H163V196L159 194L158 192V181H157V186L154 189ZM229 191L231 192V184L229 183ZM32 194L31 191H29L28 195L30 196ZM139 194V193H137ZM75 196V193H73V198ZM124 200L127 203H131L130 198L127 196V194L124 195ZM0 199H3V197H0ZM25 199H27V196L25 197ZM188 199V195L185 193L181 196V200L183 201H187ZM91 203V202H90ZM39 205V201L37 202V206ZM204 205L208 206L209 208L211 207V203L210 201L205 198L204 199ZM21 214H23V206L21 205ZM93 213H95L96 211V206L95 204H91ZM183 207V205L181 206ZM72 208V204L69 203L68 205V209L67 212H65L63 214V220L67 221L68 218V212L71 211ZM125 211V219H129L130 218V213L127 209L124 210ZM196 215L199 216L202 212V208H196L195 209ZM5 219L7 220V217H5ZM29 219H31V214H29ZM177 219H179V217H177ZM195 219V217H194ZM94 223V218L93 220L89 223V228L91 229L92 224ZM188 223H192V221H188ZM27 224V221H26ZM63 227V223H61V228ZM173 227H175V223L173 224ZM231 230V224L229 222L228 218H224L222 220V222L220 223L218 229L216 231H214L211 234H208L202 238L193 240L191 242H188L182 246H180L177 250V253L174 257V260L176 261V264H179L180 261L184 260L186 257H191L195 255L196 249L198 248V246H203L204 248H206L209 252L212 251V246L213 243H215L217 246H219L221 241H225L227 242L229 245L231 244V237L229 235V232ZM247 230L248 232L254 233L251 238H250V243L247 246V249H245V251H247L248 249H254V248H258V254L264 256V241H259L258 242V233L261 231L260 228H255V227H248L245 226L244 229H241V231ZM45 230H41L42 234L44 233ZM53 232L54 229L51 225V222H49V225L46 229V238H42L40 243L42 245V252L43 255L40 257L39 259V264H46V255L49 249V244L52 240L53 237ZM73 235L72 233H69V236ZM45 239L47 240V242H45ZM67 241V237L65 238ZM119 240L122 244L124 237L120 236ZM88 244H91V241L88 242ZM28 248V244L24 243L20 246L19 250L11 257L9 264H19L21 257L25 254V249ZM72 255L74 256H80L79 252H73ZM67 258V257H66ZM118 258H119V254H118ZM84 259L88 261V264H95V261L93 259V254L91 252V250H86L84 252ZM231 257H226L221 264H228V260H230ZM30 264H37V259H36V254H33L31 260H30Z\"/></svg>",
    "mask_w": 264,
    "mask_h": 264
}]
</instances>
